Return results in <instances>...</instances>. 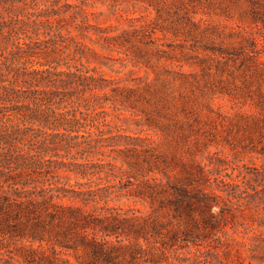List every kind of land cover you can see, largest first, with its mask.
Returning a JSON list of instances; mask_svg holds the SVG:
<instances>
[{
  "label": "rangeland",
  "instance_id": "374dc122",
  "mask_svg": "<svg viewBox=\"0 0 264 264\" xmlns=\"http://www.w3.org/2000/svg\"><path fill=\"white\" fill-rule=\"evenodd\" d=\"M7 6L39 28L33 42H46L38 62L105 80L93 93L102 108L88 113L94 127L87 149L59 150L55 157L25 146L22 161L32 163L25 170H57L54 181L67 187L115 186L106 193L108 206L164 224L171 221L166 210L155 213L157 204L140 194L164 188L165 197L169 186L201 170L206 191L217 197L215 211L223 209L221 229L210 242L170 247L168 226L148 249H164V264H264V27L251 18L254 9L264 12V0L255 7L248 0H13ZM70 162L96 174L82 178L69 171ZM50 247L0 235V264H53L40 262L53 259ZM60 257L70 264L86 260L82 253Z\"/></svg>",
  "mask_w": 264,
  "mask_h": 264
},
{
  "label": "trees",
  "instance_id": "16d2710c",
  "mask_svg": "<svg viewBox=\"0 0 264 264\" xmlns=\"http://www.w3.org/2000/svg\"><path fill=\"white\" fill-rule=\"evenodd\" d=\"M12 1L0 0V235L50 244L53 259L42 256L40 262L53 264H70L60 257L66 253H82L83 264H164V249L157 253L148 245L168 226L172 227L170 247L178 242L196 246L212 241L222 227L223 209L215 211L217 197L206 191L201 170L189 173L185 184L169 186L165 197L164 188L140 194L150 199L151 207L157 204L155 213L166 210L171 221L165 224L139 215L136 209L108 206L106 193L115 186L67 187L54 181L57 170H25L32 165L22 161L25 146H36L40 156L53 152L55 157L59 150L69 153L89 146L94 126L87 116L92 108H102L93 93L104 87L105 80L75 66L57 71L58 62H38L37 55L43 52L40 43L46 41L33 42L39 28H29L12 14L7 6ZM248 1L258 6L259 0ZM262 15L255 9L251 12L252 20L264 27ZM69 165L73 166L69 171L82 178L96 174L83 164ZM88 207L90 212L85 210ZM55 247L60 251L56 253ZM33 254H26L28 263L34 261L29 258Z\"/></svg>",
  "mask_w": 264,
  "mask_h": 264
}]
</instances>
